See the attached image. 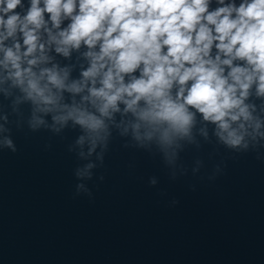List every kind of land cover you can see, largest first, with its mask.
Returning <instances> with one entry per match:
<instances>
[{"label": "clouds", "instance_id": "9594fccd", "mask_svg": "<svg viewBox=\"0 0 264 264\" xmlns=\"http://www.w3.org/2000/svg\"><path fill=\"white\" fill-rule=\"evenodd\" d=\"M25 127L76 133L74 196L90 200L116 137L171 180L205 144L264 158V0H0V151Z\"/></svg>", "mask_w": 264, "mask_h": 264}, {"label": "water", "instance_id": "95a60500", "mask_svg": "<svg viewBox=\"0 0 264 264\" xmlns=\"http://www.w3.org/2000/svg\"><path fill=\"white\" fill-rule=\"evenodd\" d=\"M75 135L13 128L17 152L0 151V264H264V158L222 148L209 158L205 144L181 154L188 173L171 180L159 157L116 137L87 181L90 200L74 196Z\"/></svg>", "mask_w": 264, "mask_h": 264}]
</instances>
